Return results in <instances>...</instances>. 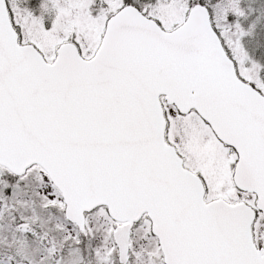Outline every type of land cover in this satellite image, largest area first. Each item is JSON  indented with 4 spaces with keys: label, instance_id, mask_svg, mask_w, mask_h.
<instances>
[{
    "label": "snow or ice",
    "instance_id": "obj_1",
    "mask_svg": "<svg viewBox=\"0 0 264 264\" xmlns=\"http://www.w3.org/2000/svg\"><path fill=\"white\" fill-rule=\"evenodd\" d=\"M0 264H264V0H0Z\"/></svg>",
    "mask_w": 264,
    "mask_h": 264
}]
</instances>
